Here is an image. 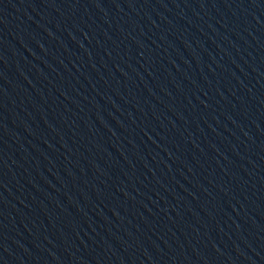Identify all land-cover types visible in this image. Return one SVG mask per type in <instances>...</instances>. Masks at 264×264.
I'll return each instance as SVG.
<instances>
[{"label": "water", "instance_id": "1", "mask_svg": "<svg viewBox=\"0 0 264 264\" xmlns=\"http://www.w3.org/2000/svg\"><path fill=\"white\" fill-rule=\"evenodd\" d=\"M0 209L15 264H264V0H0Z\"/></svg>", "mask_w": 264, "mask_h": 264}]
</instances>
